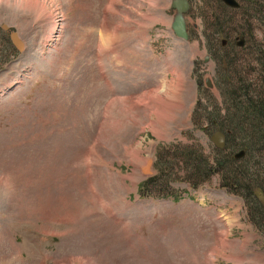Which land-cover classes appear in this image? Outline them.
I'll return each instance as SVG.
<instances>
[{
  "label": "rangeland",
  "instance_id": "rangeland-1",
  "mask_svg": "<svg viewBox=\"0 0 264 264\" xmlns=\"http://www.w3.org/2000/svg\"><path fill=\"white\" fill-rule=\"evenodd\" d=\"M172 1L0 0V264H264L245 193L181 157L229 161L216 78L260 81L264 0H187V41Z\"/></svg>",
  "mask_w": 264,
  "mask_h": 264
},
{
  "label": "trees",
  "instance_id": "trees-1",
  "mask_svg": "<svg viewBox=\"0 0 264 264\" xmlns=\"http://www.w3.org/2000/svg\"><path fill=\"white\" fill-rule=\"evenodd\" d=\"M218 2L223 9H228L220 1ZM238 10H240V7ZM235 11L237 12V10L232 12ZM262 49L263 47H259V52ZM260 60L262 67L264 66L262 65L264 58L261 57ZM230 65L232 71L229 69V74L225 71L222 76L219 75L216 78L219 86L223 87V97L230 104L226 109L222 122L218 120V123H216V126L222 130L226 137V147L222 157L229 161L216 160L217 166L214 168L209 165L207 158L201 159L202 157L196 151L188 150L181 154V157L184 164L187 165V170L193 173L196 172V174H199L196 175L197 178H201L200 182L192 183L194 189L205 183L207 178L216 172L221 175L223 188L241 189L245 193L243 200L248 209V219L264 235V201L262 202L259 199L261 194L258 192L261 187L252 188V183L242 184L238 180L240 177L246 178L247 176L252 182L255 179L254 175L258 176L260 173H264L260 162L256 163L257 159H253L256 157L255 155L258 156L264 152V73L260 77V81L250 84L242 77L244 72L236 70L233 67L234 64ZM236 150L244 152L242 159H233ZM147 187H149L147 182L140 187V195L141 191L148 189ZM262 188L264 200V186Z\"/></svg>",
  "mask_w": 264,
  "mask_h": 264
},
{
  "label": "water",
  "instance_id": "water-1",
  "mask_svg": "<svg viewBox=\"0 0 264 264\" xmlns=\"http://www.w3.org/2000/svg\"><path fill=\"white\" fill-rule=\"evenodd\" d=\"M227 7L231 9H238L239 5L235 0H221ZM171 8L177 11V15L175 16L171 28L177 38L183 39L185 41L188 40V33L186 24L184 21V14L189 10V4L187 0H173L171 4ZM3 31H9V28L5 25L1 26ZM10 41L16 50L21 51L23 48V43L19 39L17 33L12 32L10 34ZM224 44V43H223ZM244 44L243 39L240 38L237 46L242 47ZM211 142L214 146L219 150H224L226 147V137L225 134L221 131H216L211 137ZM244 152H240L235 156L236 159L241 158ZM152 165V161H148L146 166L143 168L144 173H149L150 167Z\"/></svg>",
  "mask_w": 264,
  "mask_h": 264
},
{
  "label": "bare ground",
  "instance_id": "bare-ground-1",
  "mask_svg": "<svg viewBox=\"0 0 264 264\" xmlns=\"http://www.w3.org/2000/svg\"><path fill=\"white\" fill-rule=\"evenodd\" d=\"M153 8H154V6H153ZM56 29H57V27L55 29H53V30H56Z\"/></svg>",
  "mask_w": 264,
  "mask_h": 264
}]
</instances>
